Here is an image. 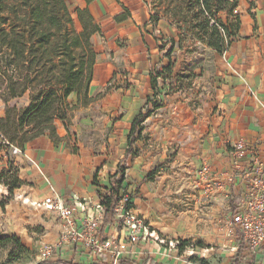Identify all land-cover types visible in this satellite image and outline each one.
Here are the masks:
<instances>
[{"label": "crops", "instance_id": "1", "mask_svg": "<svg viewBox=\"0 0 264 264\" xmlns=\"http://www.w3.org/2000/svg\"><path fill=\"white\" fill-rule=\"evenodd\" d=\"M66 2L79 27L78 11L87 7L86 2ZM89 9L102 29L101 35L92 38L97 64L89 97L94 101L83 107L77 106L76 95L69 98H73L76 110L78 107L89 110L97 104L103 115V127H113L108 141L112 145L104 146L99 155L88 148L75 154L63 145L65 137L58 127L57 133L62 139L58 144L44 136L27 144L23 152L12 153V162L19 168L18 177L23 185L16 190L14 200L7 202L4 209L0 206V216L7 222L8 232L22 239L38 237V244L44 247L55 246L65 231V224L57 214L42 205L46 200L62 197L74 207L75 222L80 226L83 218L97 214L96 207L100 206L98 192L104 196L111 195L109 178L116 174L119 166L127 167L123 184L127 193V172L145 170L156 162H162L172 148L178 164L190 161L195 184L204 194L205 205L218 203L228 211L229 220L237 204L245 197L243 180L237 174L248 171L254 163L264 171V0H238L234 12L240 19L237 34L231 38L223 55L213 54L203 76L201 92L198 89L202 81H194L188 90L179 88L178 91L176 88L170 92L169 84L177 75V67L173 68L172 80H164L163 76L158 78V88L162 92L158 101L164 108L146 120L142 139L135 144L137 154L127 159L125 155L132 124L141 112L151 110L148 98L153 91L152 74L162 72L170 63L174 64L172 56L179 52L178 48H174L170 58L167 54L172 47L170 41L177 40L178 32L165 19L156 25L150 24L149 0H96ZM126 11L129 17L117 22L116 17ZM115 116H119L118 119ZM81 124L86 125V121ZM240 142L246 145L243 151L236 150ZM113 155L116 156L114 162ZM203 164H209L213 173L224 175V190L205 195L198 186V170ZM6 167L7 159L3 158L0 172ZM233 173L236 177L228 181L225 175ZM96 174L100 186L94 183ZM108 187L109 192L104 194L103 188ZM2 190L5 191H2L0 200H5L9 192L6 188ZM148 198L157 197L148 195ZM154 205L153 202L140 203L138 212L145 216L147 211L158 213ZM141 213L137 214L143 216L158 234L149 218ZM167 226L168 223L162 229ZM173 230L168 228L166 232ZM230 230L233 234L231 239H220L221 243L232 246L231 254L228 253L221 264H264V249L249 252L239 233ZM99 234L102 240L115 239L124 243L125 250L117 263L108 254H95L77 243L55 248L45 260L72 264H120L126 261L129 264H188L178 260L175 252H169L153 240L135 245L125 243V232L117 216L106 228L102 222ZM172 240L184 241L179 238ZM213 250L202 249L204 256L201 257L199 252L200 257L192 258V264H216L210 260L215 253Z\"/></svg>", "mask_w": 264, "mask_h": 264}, {"label": "trees", "instance_id": "2", "mask_svg": "<svg viewBox=\"0 0 264 264\" xmlns=\"http://www.w3.org/2000/svg\"><path fill=\"white\" fill-rule=\"evenodd\" d=\"M84 1L87 7L78 11V27L66 0H0V99L6 105L5 115L0 116V161L7 159V167L0 172V184L9 188L10 197L23 185L17 178L19 168L12 162L13 150L23 152L27 144L44 136L58 144L62 139L58 136L55 119L61 101H66L71 95L77 96V106L85 107L94 101L89 97L97 64L92 38L101 35L102 29L89 9L96 0ZM187 2L195 9V38L217 54L223 55L239 29L240 19L234 14L238 0ZM222 12L228 14L229 20L234 19V24L223 22L218 17ZM128 17L126 11L115 20L121 22ZM161 19L158 14H152L150 24L156 25ZM170 43L172 47L167 54L169 58L176 47L175 39H171ZM172 68L173 64L170 63L152 78L153 91L158 87V78L170 75ZM27 94L29 107L19 109L9 106L10 102ZM150 114L151 111L146 110L135 118L128 136L126 159L137 154L135 144L142 139L144 123ZM126 169L125 165L119 166L116 174L110 176V196L98 192L104 212V228L113 222L116 208L126 193L123 189ZM4 206L5 203H2L3 209ZM126 208H133L131 198ZM5 242L14 243L19 250H26L15 235L6 238ZM187 245L189 243L184 241L180 249L183 251ZM39 264L72 263L44 260Z\"/></svg>", "mask_w": 264, "mask_h": 264}, {"label": "rangeland", "instance_id": "3", "mask_svg": "<svg viewBox=\"0 0 264 264\" xmlns=\"http://www.w3.org/2000/svg\"><path fill=\"white\" fill-rule=\"evenodd\" d=\"M149 5L152 14H158L162 19L167 20L178 32L176 47L179 52L172 56L173 59L175 58L173 68L177 67L178 70L173 82L170 83L168 81V84L170 83V92L175 91L176 88L178 91L179 88L188 90L192 88L194 81H202L198 89L201 92L204 87L203 76L205 70L212 62L213 54L216 52L195 38V33H197L193 22L195 9L189 6L187 0H149ZM218 17L227 24H234L235 22L234 19L229 20L226 12L220 13ZM172 73L170 75H162L163 79L169 78L172 80ZM155 75H157L156 72L152 74V78ZM174 81H176V86ZM155 93L157 94L155 95ZM161 94L162 92L158 87L156 91H152L149 100L151 103L150 117L159 114L160 110L164 108V105H160L158 101V99H161ZM73 103V98L61 101L55 119L56 129L59 127L65 137V144L63 145L75 154L82 149L86 150L88 148L93 154L99 155L104 146L112 145L108 141L113 127L109 125L103 127V115L97 104H94L89 110L81 107L76 110V106ZM155 105H158L159 108L156 109ZM196 105L198 107L199 103ZM9 106L19 109L29 107V94L21 99L13 100L9 103ZM5 109L6 105L0 99L1 117L5 115ZM118 117L115 116V119H118ZM74 121L76 124H74ZM82 121H86V125H82ZM176 156V152L172 148L169 149L164 160H161L162 162H156L150 168H145V170L127 172L129 184L126 183V195L131 198L132 209L135 213H141L138 212L140 203L153 202L156 204L154 206L158 213L147 211L146 216L154 229L157 230L160 238L183 239L195 247L194 257L196 258L200 257L199 252L201 257L203 256L202 249L211 251L213 248L215 253L213 252L212 259H210L211 263L221 264L228 257L226 255L228 253L229 255L231 254L232 248L229 244H223L220 241L222 238L231 239L233 237L227 221L228 211L220 207L216 202L212 205H205L204 194L201 193L195 184V173L190 167V161H182L178 164ZM111 158L113 162L116 160L114 155ZM108 170L111 171V169ZM17 178L19 179L18 176ZM98 178L99 176L96 174L94 183L100 186ZM2 188H6L7 192H9L7 186L0 184V198L2 197V191H5ZM108 192L109 187L103 188L104 194ZM15 193L16 191H14L12 197L6 196L5 200L1 199L0 206L2 203L6 205L7 202L14 200L16 198ZM148 195L157 198L149 199ZM141 214L144 215L143 213ZM167 223V227L173 226L174 230L172 232H166V229H168L166 227L162 229V226ZM172 223H176V225ZM12 235L15 234L8 232L7 222L0 216V264H39L44 261L42 252L47 246L39 245L38 237L22 239L15 235L26 248L24 251L19 250L14 243L5 242V239ZM216 251L219 253H216ZM189 253L190 251L187 249L186 255ZM92 262L96 261L93 260Z\"/></svg>", "mask_w": 264, "mask_h": 264}, {"label": "built area", "instance_id": "4", "mask_svg": "<svg viewBox=\"0 0 264 264\" xmlns=\"http://www.w3.org/2000/svg\"><path fill=\"white\" fill-rule=\"evenodd\" d=\"M246 148L244 142L236 146L237 151H243ZM20 152L14 149L13 153ZM239 169V167H237ZM243 180L245 197L241 200L233 211L228 224L230 228L239 233L240 240L244 247L251 253H256L264 249V171L259 164L254 163L248 171H242L237 177ZM224 175H217L212 172L209 164H203L198 170V183L204 193L209 196L217 190H224ZM228 181H233L236 175H225ZM128 195H124L121 203L116 208V216L121 221L123 231L125 232V243L135 245L142 241L153 240L159 246L164 247L169 252H175L178 260H183L192 264V258L195 256V247L192 245L185 246L184 250L180 249L184 241H168L152 230L146 219L127 209L126 203L129 200ZM47 210L54 212L63 220L65 231L60 235L55 246H48L42 252V258L48 259L54 249L60 246L77 243L91 250L95 254H108L115 262L125 250V245L120 240L100 238L99 230L103 222V208L97 206V214L86 216L78 226L74 218V207L66 203L62 197L56 196L48 199L42 204ZM157 235V236H155ZM190 253L186 255V250ZM206 250H203L205 252ZM204 256V254H203ZM195 264V263H194Z\"/></svg>", "mask_w": 264, "mask_h": 264}, {"label": "bare ground", "instance_id": "5", "mask_svg": "<svg viewBox=\"0 0 264 264\" xmlns=\"http://www.w3.org/2000/svg\"><path fill=\"white\" fill-rule=\"evenodd\" d=\"M28 202V201H27ZM24 204H26L25 202H24ZM177 223V222H176ZM176 223L174 224V223H172V224H174V225H176ZM173 226L171 225L170 227H168V228H172ZM155 236H157V235H155Z\"/></svg>", "mask_w": 264, "mask_h": 264}]
</instances>
